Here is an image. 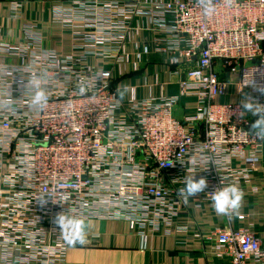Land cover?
Returning <instances> with one entry per match:
<instances>
[{
	"label": "built area",
	"instance_id": "built-area-1",
	"mask_svg": "<svg viewBox=\"0 0 264 264\" xmlns=\"http://www.w3.org/2000/svg\"><path fill=\"white\" fill-rule=\"evenodd\" d=\"M70 2L68 17H84L89 29L76 36L103 58L122 55L130 25L121 17L152 15L167 36L158 38L159 50L195 61L181 94L193 95L196 107L176 117L179 97L163 87L152 98L119 100L111 71L61 64L47 53L28 72L46 90V106L30 105L37 85L0 101V264H66L75 243L56 224L59 214L131 221L142 236L208 238L182 223L186 202L212 201V192L227 185L243 192L262 162L264 136L251 129L240 104L217 101L230 84L217 69L236 74L231 83L254 89L257 100L264 95V0ZM188 177L205 178L207 187L181 195ZM213 235L230 264H264V247L251 230L227 225Z\"/></svg>",
	"mask_w": 264,
	"mask_h": 264
},
{
	"label": "crops",
	"instance_id": "crops-1",
	"mask_svg": "<svg viewBox=\"0 0 264 264\" xmlns=\"http://www.w3.org/2000/svg\"><path fill=\"white\" fill-rule=\"evenodd\" d=\"M72 5L70 0H0V101L20 98L21 87L38 85L39 78L33 83L28 72L42 66L43 57L49 53L50 57L55 55L60 59L61 64L66 65V60H71L78 66L91 65L111 71L119 100L152 98L163 87L166 94L179 97L174 111L176 117L184 119L195 109L196 98L181 94V82L187 71L195 66V61H175L169 51L159 50L163 43L158 38L167 36L155 29L152 15L121 17L129 19L130 25L122 55L120 59L103 58L84 48L83 38L76 36L89 29L84 25V17L73 20L68 17ZM58 8L67 14L62 15ZM65 20L72 26L66 25ZM5 46L13 51L4 49ZM217 70L222 79L230 81L226 93L217 101L256 104L257 115L245 113L251 129L257 131L252 125L264 116V95L257 100L254 89L239 90L231 83L237 79L236 74L221 70L219 66ZM242 193L239 207L231 216L217 214L212 201L198 202L190 198L186 202L182 223L191 233L208 236L204 239L192 238L187 232L142 236L131 221L87 218L84 220L87 225L85 242L68 247L66 264H230L229 256L216 249L213 233L218 228L228 225L234 229H249L264 247V153L261 166L252 174ZM241 214L245 217L240 220L238 215Z\"/></svg>",
	"mask_w": 264,
	"mask_h": 264
},
{
	"label": "clouds",
	"instance_id": "clouds-1",
	"mask_svg": "<svg viewBox=\"0 0 264 264\" xmlns=\"http://www.w3.org/2000/svg\"><path fill=\"white\" fill-rule=\"evenodd\" d=\"M209 11V6L205 5V12ZM48 102L46 90L39 85L36 91L31 96L30 105L37 110H42ZM242 113L251 112L257 115V105L250 102H244L241 105ZM257 129V134L264 135V116L258 118L252 125ZM207 187V180L201 177L198 180L193 177L186 178L184 187L179 190L181 195L195 196L199 192H203ZM243 193L236 185H227L216 189L212 192L211 199L214 211L220 215H229L234 210L238 209ZM56 224L59 229L64 232L66 242L71 245L73 243L85 242V229L87 227L85 221L81 218H75L59 214L56 218Z\"/></svg>",
	"mask_w": 264,
	"mask_h": 264
},
{
	"label": "rangeland",
	"instance_id": "rangeland-1",
	"mask_svg": "<svg viewBox=\"0 0 264 264\" xmlns=\"http://www.w3.org/2000/svg\"><path fill=\"white\" fill-rule=\"evenodd\" d=\"M73 6V5H72Z\"/></svg>",
	"mask_w": 264,
	"mask_h": 264
}]
</instances>
